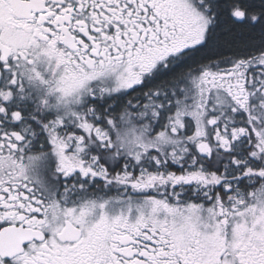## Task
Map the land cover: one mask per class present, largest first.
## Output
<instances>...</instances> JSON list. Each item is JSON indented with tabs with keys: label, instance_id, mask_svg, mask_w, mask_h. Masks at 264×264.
<instances>
[{
	"label": "snow or ice",
	"instance_id": "obj_1",
	"mask_svg": "<svg viewBox=\"0 0 264 264\" xmlns=\"http://www.w3.org/2000/svg\"><path fill=\"white\" fill-rule=\"evenodd\" d=\"M0 264H264V0H0Z\"/></svg>",
	"mask_w": 264,
	"mask_h": 264
}]
</instances>
